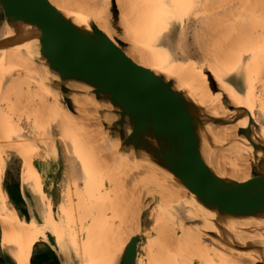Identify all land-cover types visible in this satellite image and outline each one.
I'll list each match as a JSON object with an SVG mask.
<instances>
[{
  "label": "rangeland",
  "instance_id": "374dc122",
  "mask_svg": "<svg viewBox=\"0 0 264 264\" xmlns=\"http://www.w3.org/2000/svg\"><path fill=\"white\" fill-rule=\"evenodd\" d=\"M51 2L65 10L72 31L78 27L89 35L94 26L96 34L133 65L141 66L145 81L156 78L168 90L191 117L195 134L205 136H197L201 154L206 149L224 152L220 141L226 133L217 129L220 117L210 110L216 101L223 103L221 116L231 119L232 127L241 130L247 125L234 116L227 94L220 89L225 76L242 87L241 72L236 70L239 64L249 62L256 71L250 121L251 125L260 122L264 0ZM103 9L106 15L102 16ZM18 23L15 40L0 48V208L12 209L15 228L23 223L22 231L34 239L20 258L3 244L0 220V264H8L4 249L22 264H27L28 257V264L39 259L42 262L36 264H264V258L256 257L262 247L255 240L264 234V212L245 217L195 209V201L201 202L156 161L151 147L131 134L133 128L123 130L121 108L111 102L110 94L83 81L61 79L39 51L41 31L33 21L26 29L19 19ZM15 31L0 9V41ZM232 55L234 60H230ZM232 63L236 66L231 67ZM214 67L219 73L226 68L224 74L221 71L223 77L218 78ZM61 85L67 87L66 93ZM65 96L73 111L65 104ZM239 112L246 115L241 108ZM156 119L163 122L166 117ZM171 121L177 124L173 117ZM241 171L229 170L223 179ZM193 202L197 205L189 207ZM213 214L245 217L249 223L238 221L250 227L216 233L210 228L215 223ZM242 230L255 231L252 237H244L248 243L226 242L234 233L247 236ZM135 234V252L128 256L126 248Z\"/></svg>",
  "mask_w": 264,
  "mask_h": 264
},
{
  "label": "water",
  "instance_id": "95a60500",
  "mask_svg": "<svg viewBox=\"0 0 264 264\" xmlns=\"http://www.w3.org/2000/svg\"><path fill=\"white\" fill-rule=\"evenodd\" d=\"M15 4L42 28L43 43L40 44L39 51L50 69L61 79L94 84L99 90L111 95V102L116 100L115 97L126 99L133 95L137 120L141 116L138 123L142 128L156 132L165 131L183 140L176 150L156 153L152 151L156 161L175 175L198 201L208 208L228 214L251 215L264 212V175H256L242 182L233 181L230 184L216 181L200 155L197 136L187 112L170 97L168 90L157 83L156 78L150 82L145 81L141 66L133 65L111 42L96 34L94 26L89 35L87 31L76 27L72 36L69 32L60 30V23L63 21L55 18L56 14L47 0H0L2 15L16 30L14 36L2 39L0 46L14 41L19 33L16 16L21 12L11 9ZM54 44L69 45L68 51L56 52ZM112 89L119 93L114 96ZM61 90L66 93L67 87L61 85ZM64 102L73 111L69 97L65 96ZM241 110L247 115L244 107ZM162 115L166 120L162 122L156 119ZM171 117L177 124L171 121ZM250 126L251 121L247 115V125L241 127L243 134L250 133ZM195 170H198V175L194 174Z\"/></svg>",
  "mask_w": 264,
  "mask_h": 264
},
{
  "label": "bare ground",
  "instance_id": "6f19581e",
  "mask_svg": "<svg viewBox=\"0 0 264 264\" xmlns=\"http://www.w3.org/2000/svg\"><path fill=\"white\" fill-rule=\"evenodd\" d=\"M47 1H48L49 5H50L51 9L53 10V12L57 16V17L55 16V18L58 21H59V19L63 21V22L60 23L61 24L60 30L62 32L65 30L66 33L69 32V34H72V36H73L74 32L72 31V29L70 28V26H69V24H68V22L66 20V14L64 12L65 10L63 11L61 9L62 11H60L53 4V3H56L55 1L53 3L51 2V0H47ZM149 6H151V5H149ZM14 8H15V10H18V12H21V8H20L19 5L15 4V5H13V7L11 9L14 10ZM106 8H108V7H106ZM107 10H105V11L107 12ZM108 12H110V11L108 10ZM104 14H105V12H104V9H103L102 13L100 15L103 16ZM16 17L19 19V21L21 23V26L23 28H25V29L27 28L28 23L30 21H32L25 12H21ZM33 24L37 27L38 31H41V33H42V28L40 26H38L37 23H35L34 21H33ZM120 37H121V35H120ZM40 42L43 43L42 37L40 38ZM2 46L3 45H1L0 48ZM68 46L67 45L58 46V45L54 44L53 48H54V50L56 52H59V50H67L68 51ZM47 48H49V47L47 46ZM233 56L234 55H232V58L230 60L233 59ZM235 56H236V54H235ZM127 58L129 60H131L129 57H127ZM131 62L133 63L132 60H131ZM247 62H248V59H247ZM248 63L247 64L243 63L242 65L239 64L241 66H239L238 64H237L238 66H236L233 63H232L233 65L229 64L231 67L232 66L233 67L234 66L239 67L238 69L236 67L235 68H236V70H239L241 72V75H242V79L241 80L243 82L242 87H237L235 84H233V82L227 81L226 76H225V79H224L225 81L223 80V78H224L223 77L224 70L227 68V66H226V68H223L224 70L221 68L222 69L221 71L223 72V74H221V71L219 73V70L217 69V67H214L215 71L216 72L218 71V73H216L218 78H219L220 75H222V76H220V78L223 77L222 79H220V83H221L220 85L223 86L222 88H220V89H223V92H221V90H220L221 94L222 93L227 94L226 102H228L229 106L232 108V112L234 113V116L238 120H240L241 122H243L245 124H247V116L246 115H241L240 112H239V109L241 107H244L246 109L247 115H248V117L250 119V116L252 115L253 105H254V102H255L254 91H255V88H256V84H257L256 83L257 81H255V79L257 78L256 77V71H255L254 67H252L251 65H248ZM212 71H214V70H212ZM226 72H227V70H226ZM226 72H225V74H226ZM257 72H258V70H257ZM200 75L203 76L202 72H201ZM210 75H211V73H210ZM221 80H223V81H221ZM222 82H223V85H222ZM92 86H95V85L93 84ZM83 87H85L88 90H91V88H89L90 86L84 85ZM112 90H113L112 93H113L114 96H116V94L119 93V91L116 90V89H112ZM128 94H130V93H127V95ZM132 96H129L126 99H124L123 97H122V99L118 98V97H115L116 98L115 105H117L119 108H121V116L123 117V119H122L123 120V130L128 132L130 129L133 128L132 130H134V131L131 134L133 136L137 137L138 139H140L141 141H143L146 145L151 147L152 150H155V152H158V151L159 152H161V151H171V149H175V150L178 149L179 145L181 143H183V140H181V138L178 139L177 137H175V136H173V135H171V134H169V133H167L165 131H158V132L150 131L148 129L142 128L139 125L140 123H133V121H132L133 118H134V120L137 121V116H136V111H135L136 109H135L134 100H133L134 97H132ZM213 101H214V99H213ZM222 106H223V103H221L220 101H216L214 106H212V105L210 106V110L212 111V113L214 115H218L220 117V120L218 119V121H217L219 123V125H218L219 128H217V129H221L223 132L226 133V136L221 139V133L217 132L219 138L221 139L220 142H223V144H224V148H223L224 152L220 155L219 152H214L211 149H206V150L203 151L202 154L200 153V155H201V157H202L204 162H211V161L214 162V163H212V164L207 166V169L209 170L210 174L213 176V178H215L216 181L221 182L223 184H230L233 181L234 182L235 181L242 182V181H245L246 179L252 178V177H254L256 175H264V103H263V106H262V114H261L260 122L259 123L256 122L254 125L250 126V130L251 131H250V133L248 135H245V134H243V132L241 130H239V129L235 128V127H232V125L229 124V123H232L231 119H227V118L225 119L224 116L223 117L221 116L220 111H221V107ZM231 108H230V110H231ZM211 111H210V113H211ZM230 113H231V111H230ZM241 113H242V110H241ZM253 115H255V114H253ZM99 118H101V117H99ZM225 133H222V134H225ZM196 136H198L199 138H202V137L204 138L205 137V136H202V135H196ZM91 139H94V138H91ZM213 142H214V140H213ZM117 143H119V142H117ZM214 143L216 144V142H214ZM102 145H103V143H102ZM197 145H198V139H197ZM255 145H258V146H255ZM240 147H241V149H243L242 151H244V156L242 154V151H241ZM108 158H111L113 160V158L111 156H109V155H108ZM111 162L114 163V160L111 161ZM116 163L117 162L115 161L114 164H116ZM135 166H136V164H135ZM136 168H139V167L137 166ZM207 169H206V172H207ZM241 169H242V171L244 170L243 174L241 173V175H237V174H231L230 173L227 176V181H225L223 179L227 175V171L231 170V171L234 172V171H237V170L241 171ZM194 174L198 175V170H195ZM195 202L201 208V209H199V208H197L198 207L197 206L195 209H197L199 211H202V212H204L205 209H209V208H206V206H204L203 204H201V203H199L197 201H195ZM197 204H195L193 202L192 204H190V205L188 204V205H189V207L190 206L192 207L194 205L196 206ZM194 214H195V212H194ZM245 217H246V215H245ZM245 217H243V218H231L230 217V219H229V218H226V217L222 216V214H219V215L218 214H216V215L213 214L211 216V218H212V220L215 221V223H213L212 226H210V228L213 229L216 233H218L219 230H224V229H226V230H228V229L229 230L230 229L234 230V229L238 228L239 226L247 225V224H243V223L239 222V221L247 222L248 220H244ZM247 223H249V222H247ZM248 227H250V226H248ZM245 228H247V227H245ZM252 230H254V229L252 228ZM242 232H243V230H242ZM247 232L245 231L246 234H247ZM254 232L253 233L249 232L251 235L247 234V236L246 235L243 236L242 233L236 232L238 234L234 233L233 234L234 237L233 238L230 237V238H228V240L226 239V242L231 243V241L239 240V242H242L241 244H244V243L247 242V241L245 242V240L248 239V238L244 239V237H252V234H254ZM245 233L243 232V234H245ZM260 233L259 234L256 233V235L258 234V236H259ZM248 235H250V236H248ZM242 236H243V239H242ZM254 236H253V238H254ZM226 237H224V238H226ZM253 238H251V241L253 240ZM137 239H138V236L136 234L131 236L130 241L128 243V246L126 248V254L128 256L132 255L135 252V245H136ZM255 240H257L258 244H260L261 247H262V249L257 251L258 255H256V257H258L260 259H263L264 258V234L262 233L261 236L259 238L255 239ZM242 248L246 249L247 247H242ZM259 248H260V246H259ZM246 251H247V249H246ZM243 254H246V252L243 253ZM249 254H246V255H248L247 256L248 258H250L249 256L254 258L253 257L254 255L252 256L251 254L250 255ZM252 258H251V260H252Z\"/></svg>",
  "mask_w": 264,
  "mask_h": 264
},
{
  "label": "crops",
  "instance_id": "0c3cea01",
  "mask_svg": "<svg viewBox=\"0 0 264 264\" xmlns=\"http://www.w3.org/2000/svg\"><path fill=\"white\" fill-rule=\"evenodd\" d=\"M6 209L4 210V208H0V220L1 222H3V230H2V242L3 244H5L6 246H8L9 248L16 250L17 251V255L21 257H23V249H25L26 247H28L30 245V243L33 241L34 236L33 234H29L25 231H22V229H24L23 223H19L17 224V227L15 228V223H14V215H13V210L10 209L9 207H5ZM19 233L21 234V236H19ZM27 243V244H26ZM32 247V245H31ZM4 248V247H3ZM5 253V258L7 260L8 264H22L21 262H19V260L15 259L13 257V255L11 256L8 251H6L4 249ZM21 252V253H20ZM30 252H31V248H30ZM33 252V251H32ZM31 252V254H32ZM57 252L55 251V254ZM15 255V253H14ZM58 255V254H56ZM30 256V253H29ZM32 256V255H31ZM58 257V256H57ZM29 261V257L27 258V264ZM38 262H42V260H36L33 263H38Z\"/></svg>",
  "mask_w": 264,
  "mask_h": 264
}]
</instances>
